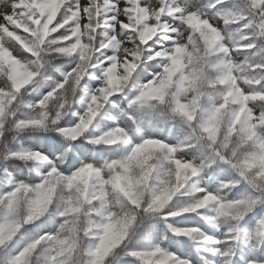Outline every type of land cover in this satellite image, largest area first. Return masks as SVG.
<instances>
[{"label": "snow or ice", "instance_id": "snow-or-ice-1", "mask_svg": "<svg viewBox=\"0 0 264 264\" xmlns=\"http://www.w3.org/2000/svg\"><path fill=\"white\" fill-rule=\"evenodd\" d=\"M0 264H264V0H0Z\"/></svg>", "mask_w": 264, "mask_h": 264}]
</instances>
